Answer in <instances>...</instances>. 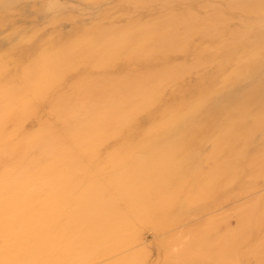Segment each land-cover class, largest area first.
Segmentation results:
<instances>
[{
    "label": "rangeland",
    "instance_id": "374dc122",
    "mask_svg": "<svg viewBox=\"0 0 264 264\" xmlns=\"http://www.w3.org/2000/svg\"><path fill=\"white\" fill-rule=\"evenodd\" d=\"M244 4H255L256 10L240 9ZM1 5L2 0L0 182L22 160V138L12 137L19 130L22 133L20 83L30 68L34 89L24 87L26 95L38 91L46 66L44 54L50 48L64 53V66L58 63L54 89L27 115V133H75L97 116L93 101L106 97L117 100L121 113L138 105L144 109L135 113L134 129L121 125L120 134L83 156L90 164V180L129 171L126 165H114L115 153L129 151L126 160L131 165L158 166L173 146L184 148L176 153L186 168L183 178L173 175L170 188L148 193L160 225L141 227V240H131L132 228L127 226L121 241L107 253L95 249L87 261L80 262L78 255L75 261L264 264V175L259 171L264 167V59L249 67L244 63L247 56L260 54L264 44V0H15L4 8ZM189 24L196 28L188 30ZM147 30L158 33V38L148 36L151 41L135 40L125 47L103 44L107 36L126 33L120 36L125 39ZM99 87H107L105 96ZM204 96L206 103L201 102ZM234 106L242 112L238 127L229 132L228 147L217 151L215 142L227 132L224 122ZM150 143L157 146L156 151L148 149ZM79 172L83 179L86 174ZM131 184L123 185L125 197H130ZM73 188L72 197L68 195L72 202L84 186ZM3 192L0 183V197ZM162 201H173L168 211L160 207ZM250 209L254 216L247 213ZM5 214L0 212V264H8L5 260L13 255L5 250ZM42 253L37 254L44 257L52 252ZM19 254L18 264L28 258L27 253Z\"/></svg>",
    "mask_w": 264,
    "mask_h": 264
},
{
    "label": "bare ground",
    "instance_id": "6f19581e",
    "mask_svg": "<svg viewBox=\"0 0 264 264\" xmlns=\"http://www.w3.org/2000/svg\"><path fill=\"white\" fill-rule=\"evenodd\" d=\"M14 1L2 0L1 6L4 8ZM239 8L252 13L253 10H256V5L244 4L239 6ZM153 28L154 26L150 27V30ZM195 28L194 24L188 25V30H194ZM157 34L149 33V30H147L135 37L124 39L120 36H126V33H120L119 37L107 36L103 44L105 48L111 43L125 47L124 45L127 46L135 42V40L144 41L147 39L151 41L149 38ZM148 36L150 37L148 38ZM173 36L172 34L171 37ZM155 37L158 38V36ZM165 42H167V38H165ZM63 55L64 53L62 54L52 48L48 49L44 54V57L47 58L44 61L46 66L41 73V80L38 83L39 89L37 88L38 91L35 89L34 94L26 95L28 91H25L26 87L33 86V74L30 68V70H26L24 79L20 83L22 84V92H24L22 93L23 106L21 105L23 107L22 133L19 130V133L12 137L13 140L22 138V154H20L22 155V160L19 161L17 167L11 169L9 177L0 182L3 190L6 191L0 197V212L6 213L2 230L5 235V238L3 237L6 242L5 250L7 253H13L12 256L10 254L8 257L6 256L7 259L5 258L8 264H18L17 261H20V259L18 258L16 261V257L19 253L28 254V258L26 257V260L19 262V264H75L78 261H75L74 257L78 256H80V262L87 261L85 258L95 249H98L101 253H107L110 248L116 246V243L122 239L123 229L127 226L132 228L130 239L141 240L138 238L141 227L160 223L157 220L156 207L154 208L150 203L148 193L153 190L160 191L170 188L171 176L176 175L179 179H182V175L186 171L184 164L182 165V162L176 157L178 151L183 152L184 150L182 144H178L170 149V154L165 157L164 161L161 159L162 162L158 166L151 163L141 165L138 162V164L134 163L135 165H131L126 160V157L130 155L129 151L125 150L123 152L126 153H115L114 165H126L125 168H129V171L124 174L120 173L114 178L99 177L97 180V177H93L94 179L90 180L92 176L90 174V164L83 156L92 152V149L99 143H105L110 137L120 134L121 125L128 124L132 126L137 123L135 113L144 109L142 105L125 109L121 113L116 108L118 106L116 105L117 100L114 101L105 97L103 101H93L94 108L98 112L97 116L90 121L89 125L86 127L82 126L75 133L66 132V134L62 133L63 135L59 136H56L55 133L47 135L45 132L27 133L24 130L25 119L38 106L37 103L41 99L43 100L49 93L48 91L53 88L56 66H58V63L64 66L65 59ZM260 59H264V44L260 54L247 56L244 63L249 67ZM159 83L163 88L164 84L162 82ZM105 88L107 87H99L97 90L100 89V92L104 95ZM87 92L86 95H88ZM247 100H250V98H247ZM148 101L152 103L153 98H149ZM201 102H208V98L204 96ZM147 105L149 106V103ZM235 107L237 106H234L224 122L227 132L221 134L215 142L217 151L223 152L228 147L226 144L230 140V133L238 127L242 112H239ZM105 111L108 112L106 113ZM218 113L219 111L214 113L216 119L219 116ZM132 127L134 129V125ZM223 130L225 131V128ZM6 136L5 138H8ZM1 137L3 136L0 135V139ZM2 140H0V144L4 143L1 142ZM150 144H147L148 149L151 151L153 149V152L156 151L157 146L154 143ZM140 147L142 148V145ZM129 149L131 150V148ZM31 150H34L33 154L30 153ZM189 150L190 153H193L194 148L191 147ZM9 156L12 159L11 153ZM162 165H165L164 170L161 169ZM79 171H83L86 174L83 179H80L79 175L82 172L80 173ZM259 171L264 175V167ZM78 173L80 174L78 175ZM128 182L134 184H131L130 197H125L126 192H123L122 189L123 185L128 184ZM76 184H81L84 189L80 193H78L79 191L77 192L78 195L76 194L77 197H74L72 202L73 199L69 200L68 195H71L69 191ZM215 185L213 184V186ZM54 187L55 189H46ZM78 187L80 186L78 185ZM41 191H45L46 194H41ZM162 198H166L165 194H162ZM171 202L173 201H162L160 207L168 211L172 206ZM190 202L194 204V200ZM246 211L250 216H254L253 209ZM137 221H139V225L136 224ZM48 249L52 252L51 254H46L44 257L38 256V251H43L44 253ZM138 257L142 259V256Z\"/></svg>",
    "mask_w": 264,
    "mask_h": 264
}]
</instances>
